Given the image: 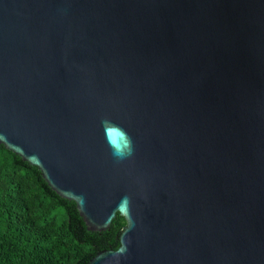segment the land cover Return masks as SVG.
<instances>
[{
  "label": "water",
  "instance_id": "obj_1",
  "mask_svg": "<svg viewBox=\"0 0 264 264\" xmlns=\"http://www.w3.org/2000/svg\"><path fill=\"white\" fill-rule=\"evenodd\" d=\"M0 148L77 264H264V0H0Z\"/></svg>",
  "mask_w": 264,
  "mask_h": 264
},
{
  "label": "trees",
  "instance_id": "obj_2",
  "mask_svg": "<svg viewBox=\"0 0 264 264\" xmlns=\"http://www.w3.org/2000/svg\"><path fill=\"white\" fill-rule=\"evenodd\" d=\"M123 226L116 214L109 244ZM93 250L72 235L66 209L35 173L0 148V264H77Z\"/></svg>",
  "mask_w": 264,
  "mask_h": 264
},
{
  "label": "clouds",
  "instance_id": "obj_3",
  "mask_svg": "<svg viewBox=\"0 0 264 264\" xmlns=\"http://www.w3.org/2000/svg\"><path fill=\"white\" fill-rule=\"evenodd\" d=\"M105 123H108V122L105 121ZM126 138H127V150L124 152H114L113 153V155H114V157H116L117 161L126 159L132 155L131 138L129 136H127V134H126ZM124 200H128V199L125 198ZM120 251H121V249H120Z\"/></svg>",
  "mask_w": 264,
  "mask_h": 264
}]
</instances>
